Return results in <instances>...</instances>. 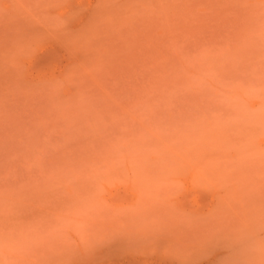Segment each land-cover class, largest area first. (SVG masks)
<instances>
[{
    "label": "rangeland",
    "instance_id": "obj_1",
    "mask_svg": "<svg viewBox=\"0 0 264 264\" xmlns=\"http://www.w3.org/2000/svg\"><path fill=\"white\" fill-rule=\"evenodd\" d=\"M0 264H264V0H0Z\"/></svg>",
    "mask_w": 264,
    "mask_h": 264
}]
</instances>
